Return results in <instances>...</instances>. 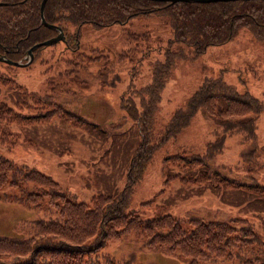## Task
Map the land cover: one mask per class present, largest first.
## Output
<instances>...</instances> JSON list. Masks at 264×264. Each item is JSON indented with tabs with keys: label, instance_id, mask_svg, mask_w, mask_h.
<instances>
[{
	"label": "trees",
	"instance_id": "16d2710c",
	"mask_svg": "<svg viewBox=\"0 0 264 264\" xmlns=\"http://www.w3.org/2000/svg\"><path fill=\"white\" fill-rule=\"evenodd\" d=\"M39 5L40 0H0V55L24 60L31 44L57 32L40 20ZM137 13L162 14L171 28L168 41H181L190 47L186 51L181 45L177 48L165 45L163 58L152 62L150 79L129 87L130 93L123 96L121 104L126 110L132 114L136 110L140 138L130 156L122 187L116 193H93L88 203L78 199L73 190L62 186L52 175L33 165L16 163L0 152V198L15 199L35 208L45 196L48 210L46 215L38 214L18 222V227L27 230L26 234L0 232V264H117L101 246L107 238L128 230L136 231L148 246L185 253L189 257L185 264H264V236L246 216L206 218L189 211L183 216L171 212L141 216L127 207L133 185L141 177L154 148L188 123L198 106L215 115L214 138L206 142L201 152L173 153L165 159L172 163L201 165L197 169L201 179L220 178L223 185L264 190V182L259 179L244 180L210 161L222 150L225 136L239 132L240 157L235 167L249 175L246 171L259 168L264 162L257 155L256 116L249 114L259 111L264 100L247 89H237L221 74H205L185 104L171 114L157 139L150 141L153 110L175 58L194 56L210 43L226 41L241 26H246L254 38L264 39V0H45V19L62 27L63 47L73 49L67 56L70 63L58 72V79L48 78L46 90H29L20 84L12 88L17 91L14 105H31L35 108L33 112L16 111L14 105L0 98V140L14 141L9 128L12 122L32 123L57 115L76 123H90L82 113L67 106L81 88L69 86L61 77L74 75L81 83L91 79L108 83L106 72L111 67L103 63L95 70L89 69L90 59L102 53L88 54L77 49V37L65 30V23L89 21L100 26L124 21ZM131 34L148 36L147 31ZM42 45L33 48V56ZM13 65L0 60V92L14 80ZM112 76L110 83L118 75L112 72ZM134 97L140 109H136ZM3 186L13 191L1 194ZM118 261L128 264L129 258Z\"/></svg>",
	"mask_w": 264,
	"mask_h": 264
},
{
	"label": "rangeland",
	"instance_id": "374dc122",
	"mask_svg": "<svg viewBox=\"0 0 264 264\" xmlns=\"http://www.w3.org/2000/svg\"><path fill=\"white\" fill-rule=\"evenodd\" d=\"M65 30L72 37L76 35L77 49L88 54L102 53L90 59L89 69L95 70L103 63L111 67L106 72L108 83L97 79L81 83L74 75L61 77L69 86L81 88L67 106L82 113L90 123H76L57 115L32 123L12 122L9 128L13 131L14 141L10 142L9 138L0 140V152L16 163L33 165L52 175L62 186L73 190L78 199L90 203L93 193L119 191L130 156L140 138L136 110L129 113L121 104L123 96L130 93L128 88L142 85L150 79L152 62L163 58L165 45L171 48L181 45L186 51L190 46L181 41H168L171 28L162 14L137 13L124 21L100 26L89 21L78 24L66 21ZM143 31H147L148 36L133 37L131 34ZM64 42L59 39L44 44L27 64L13 65L14 80L0 92V98L13 107L17 96V91H12L15 85L20 84L29 90L48 89V78L58 79V72L70 63L67 56L73 49L69 46L64 48ZM112 72L118 76L110 83ZM205 74H221L237 89H247L264 100V39L254 38L246 26H241L226 41L210 43L194 56L176 57L153 110L150 141L157 139L171 114L185 104ZM135 98L134 105L140 109ZM217 101L220 103L222 99L217 98ZM13 109L22 113L35 110L31 105H14ZM249 114L256 116L257 155L264 160V106ZM215 118L198 106L188 123L154 148L141 177L133 185L127 207L141 216L162 212L183 216L186 211L206 218L246 216L264 236V190L223 185L220 178L201 179L197 175L201 165L172 163L165 159L168 154L203 151L206 142L215 136ZM240 147V133H229L224 138L222 150L210 161L224 167L231 175L247 181L255 177L264 182V162L259 168L246 171L249 175H245L244 170L242 174L235 167ZM5 191L13 189L3 186L1 194ZM45 198L35 208L15 199L0 198V232L26 234L27 230L18 227V222L38 214L46 215ZM135 232L123 231L118 236L107 238L101 250L116 259L117 264H120L119 259L126 257L129 258L128 264L188 262V255L178 249L166 252L156 246H148Z\"/></svg>",
	"mask_w": 264,
	"mask_h": 264
},
{
	"label": "water",
	"instance_id": "95a60500",
	"mask_svg": "<svg viewBox=\"0 0 264 264\" xmlns=\"http://www.w3.org/2000/svg\"><path fill=\"white\" fill-rule=\"evenodd\" d=\"M195 1H209V0H195ZM44 2L45 0H40V5H39V15H40V20L47 26L49 27H54L56 28L58 31L56 32V34H53L43 40H40V41H36L34 42L33 44H31L27 49H26V54H25V60H12L10 58H7L5 57V55H0V59L1 60H5L7 62H10V63H13V64H26L28 63L32 57H33V48L40 45V44H48V43H52V42H55L56 40H59V39H64V34H63V30L62 28L57 25V24H54L52 22H48L45 17H44V14H43V9H44Z\"/></svg>",
	"mask_w": 264,
	"mask_h": 264
}]
</instances>
